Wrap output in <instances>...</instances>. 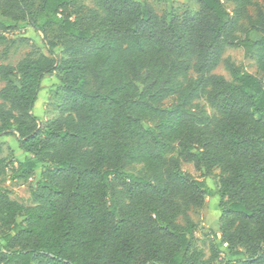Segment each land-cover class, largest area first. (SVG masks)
Returning a JSON list of instances; mask_svg holds the SVG:
<instances>
[{
    "label": "trees",
    "instance_id": "1",
    "mask_svg": "<svg viewBox=\"0 0 264 264\" xmlns=\"http://www.w3.org/2000/svg\"><path fill=\"white\" fill-rule=\"evenodd\" d=\"M83 1L0 0L14 13L0 17V44L19 22L57 30L42 37L46 54L0 65V137L20 154L0 147V264H220L224 244L225 264H264V12L192 0L197 14L180 20L134 0ZM228 47L254 57L261 78L229 59L231 80L214 74ZM53 73L58 115L41 123L33 109ZM32 178L30 206L2 186ZM211 195L220 236L205 258L188 212Z\"/></svg>",
    "mask_w": 264,
    "mask_h": 264
},
{
    "label": "rangeland",
    "instance_id": "2",
    "mask_svg": "<svg viewBox=\"0 0 264 264\" xmlns=\"http://www.w3.org/2000/svg\"><path fill=\"white\" fill-rule=\"evenodd\" d=\"M40 0H36L38 4ZM137 2L145 3L151 6L158 15H167L168 13L173 14L178 19H183L185 14L194 16L197 14L199 7L196 2L192 0H134ZM226 9L231 12L233 5L230 0H223ZM83 5L85 9L93 8V0H84ZM257 9H261L264 12V0H253L252 6L247 9L248 16L253 18L256 14ZM14 13L8 10H2L0 17L7 18L12 21ZM18 29L13 32L6 34L5 37L7 42L0 44V65L15 66L24 57L34 54L36 51H41L46 54L44 45L42 43V37L45 36L49 41L56 39L57 30L56 27L50 26L45 27L43 32L36 31L30 26L22 27V22H19ZM246 23L243 21V26ZM238 36L243 37V33L238 31ZM248 36L252 40H256L259 34L249 32ZM54 55L58 58L62 57L60 47H56ZM229 59L236 66H239L247 73H250L258 78H261V74L257 70L256 59L250 55L245 54L242 48L228 47L225 48L222 55V62L213 71L214 74L222 75L227 80H231L230 74L225 68L224 60ZM59 79L58 74L53 73L47 76L42 81L41 91L38 93L37 101L35 103L33 113L39 119L41 123L50 120L58 115V104L60 103V92H59ZM4 85L0 81V89ZM171 103V100H167L163 103L167 106ZM196 103L204 107L205 111L212 115L214 111L207 105L204 99L196 101ZM0 147L2 148L1 156L6 157L9 161H12L13 157H20L18 146L12 136L0 137ZM182 169L192 175L198 177L199 174L194 170L192 164L183 163ZM127 170L131 173L138 174L140 171L139 166L128 167ZM218 171H215L214 177L208 179L209 187L215 192L217 188L215 186V176ZM37 179H29L26 182L6 180L2 183V186L8 191L9 197L21 203L24 206H30L31 198L30 192L32 187L35 185ZM218 199L213 195L205 199L204 206L201 209L190 210L188 212L189 217L196 225L195 238L197 239L198 246L204 251L205 258L210 256L209 243L214 237H219L218 230V218L220 216L218 210ZM21 219L19 218L18 221ZM178 223L183 224L182 218L178 219ZM244 255V251L241 250V254L237 258H241ZM233 259L227 256L226 247L221 245L219 249V258L216 260L217 263L225 264L227 261Z\"/></svg>",
    "mask_w": 264,
    "mask_h": 264
},
{
    "label": "built area",
    "instance_id": "3",
    "mask_svg": "<svg viewBox=\"0 0 264 264\" xmlns=\"http://www.w3.org/2000/svg\"><path fill=\"white\" fill-rule=\"evenodd\" d=\"M224 246H226V244H224Z\"/></svg>",
    "mask_w": 264,
    "mask_h": 264
}]
</instances>
